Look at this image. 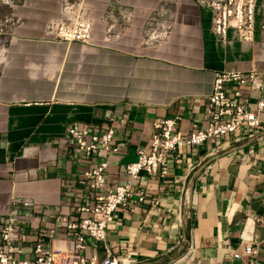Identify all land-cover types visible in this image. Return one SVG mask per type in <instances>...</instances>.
<instances>
[{
  "label": "crops",
  "instance_id": "1",
  "mask_svg": "<svg viewBox=\"0 0 264 264\" xmlns=\"http://www.w3.org/2000/svg\"><path fill=\"white\" fill-rule=\"evenodd\" d=\"M85 1L96 24L91 44L43 39L41 23L57 8L48 2L46 12V2L35 0L31 24L17 27L0 61V226L12 197L31 202L13 207L25 257L55 215L93 202L83 171L100 157L75 149L69 125L103 129L112 118L114 141L122 143L108 155L105 186L112 187L125 180L135 149L149 147L154 120L177 115L182 134L193 122L203 125L214 71H257L262 89L246 87L243 95L250 108L264 99V0L255 2L247 43L232 28L219 41L211 11L196 0H117L132 15L113 44L101 42L99 28L114 0ZM151 21L169 22L167 34L146 40ZM260 122L244 138L184 146L162 177L140 171L133 188L145 200L132 212L117 210L105 235L118 264H245L230 251L243 254L254 240L264 264V108ZM84 254L103 260L105 249L87 246Z\"/></svg>",
  "mask_w": 264,
  "mask_h": 264
},
{
  "label": "built area",
  "instance_id": "2",
  "mask_svg": "<svg viewBox=\"0 0 264 264\" xmlns=\"http://www.w3.org/2000/svg\"><path fill=\"white\" fill-rule=\"evenodd\" d=\"M196 2L211 11V30L219 41L226 40L229 28L243 43L252 39L256 0ZM62 11L63 18L48 25L46 39L91 44L94 24L89 15L90 7L84 0L65 3ZM131 15L129 8L114 0L103 18L101 42L113 44L120 35L127 32ZM149 26L151 38L164 37L170 28L169 22H151ZM261 28L264 30V19ZM246 87L262 89L263 84L257 71H214L203 125L193 122L190 130L182 134L177 127L179 116L154 120L149 147L135 149V161L124 168L125 180L112 187L105 186L108 155L118 152L122 144L114 141L116 133L112 118H108L109 125L103 129L80 124L69 125L66 133L75 149L89 157H100L95 165L83 171L85 185L89 192H93V202L91 206L80 204L72 216L64 213L55 215L54 226L37 231L31 256L25 257L21 243L25 241L26 235L16 229V211L13 207L16 204L27 206L31 202L12 197L10 212L0 226V264H118L116 257L104 244L105 235L117 210L123 208L132 212L137 203L145 200V191L133 188L140 171L162 177L174 162L171 155H178L184 146H195L207 139L224 135L244 138L262 129L260 116L264 99L260 98L255 107L250 108L248 98L243 95ZM63 186H68L66 180ZM97 244H102L105 249L103 260L84 254L87 246L95 247ZM257 257L258 242L255 240L244 245L243 254L230 251L231 259H245V264H258Z\"/></svg>",
  "mask_w": 264,
  "mask_h": 264
},
{
  "label": "rangeland",
  "instance_id": "3",
  "mask_svg": "<svg viewBox=\"0 0 264 264\" xmlns=\"http://www.w3.org/2000/svg\"><path fill=\"white\" fill-rule=\"evenodd\" d=\"M34 1L35 0H0V61L2 60L4 56V48L7 46V44L11 40L17 27H24V26H27L28 24H31V21L27 19V15H28V12L31 10V8L35 5ZM44 1L46 2V6L43 8V10L46 9L45 10L46 12L49 10V7H50L48 2H51V6L55 5L57 8L56 15L46 17L41 23L42 24V32H41L42 38L46 39L48 38L47 36L48 25L50 23H54V21H58L59 19H62L63 18L62 8L64 4L74 2L75 0H44ZM53 2H55V4H53ZM84 2L87 4L85 0ZM89 15L92 18L91 9H90ZM92 21L94 24L95 20H93V18H92ZM95 25L96 24L93 25V31L94 29H96ZM149 27L150 26H147L145 35H144L146 40L151 38L149 37V33H148ZM103 28L104 26L102 22L99 28L100 32L102 31ZM101 37H102V32H101ZM58 42H61V41H58Z\"/></svg>",
  "mask_w": 264,
  "mask_h": 264
}]
</instances>
